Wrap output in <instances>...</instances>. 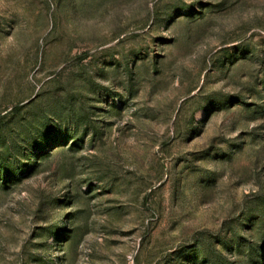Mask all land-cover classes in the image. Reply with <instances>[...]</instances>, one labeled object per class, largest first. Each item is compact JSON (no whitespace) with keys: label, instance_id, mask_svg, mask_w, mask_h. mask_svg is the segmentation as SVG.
<instances>
[{"label":"rangeland","instance_id":"1","mask_svg":"<svg viewBox=\"0 0 264 264\" xmlns=\"http://www.w3.org/2000/svg\"><path fill=\"white\" fill-rule=\"evenodd\" d=\"M0 264H264V0H0Z\"/></svg>","mask_w":264,"mask_h":264}]
</instances>
